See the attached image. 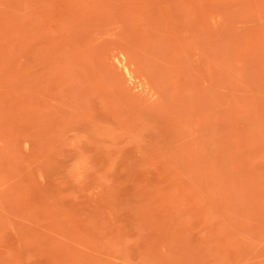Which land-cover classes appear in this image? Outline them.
Returning a JSON list of instances; mask_svg holds the SVG:
<instances>
[{
  "label": "rangeland",
  "instance_id": "374dc122",
  "mask_svg": "<svg viewBox=\"0 0 264 264\" xmlns=\"http://www.w3.org/2000/svg\"><path fill=\"white\" fill-rule=\"evenodd\" d=\"M0 264H264V0H0Z\"/></svg>",
  "mask_w": 264,
  "mask_h": 264
}]
</instances>
